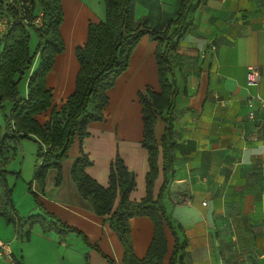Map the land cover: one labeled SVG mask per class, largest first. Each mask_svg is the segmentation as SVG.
<instances>
[{"label":"crops","instance_id":"obj_1","mask_svg":"<svg viewBox=\"0 0 264 264\" xmlns=\"http://www.w3.org/2000/svg\"><path fill=\"white\" fill-rule=\"evenodd\" d=\"M179 1L135 0L133 15L151 27L162 29L175 16ZM63 4L66 17L61 27L68 45L46 77L52 107L56 109L75 88L79 70L75 49L85 43L88 24L98 22L81 0H63ZM177 41L183 64L173 71L176 87L173 102L179 114L171 152L173 174L163 200L182 244L183 255L176 264H264V0H201L192 25ZM155 46L156 42L148 35L137 43L128 68L107 91L108 105L103 119L88 125L89 135L81 145L101 138L94 141L101 148L99 167L85 168L101 185L107 184L109 163L116 154L135 172L131 200L140 199L145 192L147 152L141 145L143 124L137 94L146 86L159 91ZM248 65L258 66L260 72L259 83L253 87L245 80ZM21 82L26 94V79ZM256 94L259 99H249ZM48 115L42 113L37 119L43 124ZM162 129L163 121L158 118L156 138ZM20 141L8 160L0 163V173L6 171ZM73 161L72 157L62 160L59 184L55 183V168L47 171L43 190L34 184L43 207L36 205L27 188L21 187L16 194L5 178L12 189L15 214L23 217L38 208L45 209L84 234L88 244L96 245L98 251L86 246L80 236L73 239L80 247V255L83 250L88 253L89 264H109L101 254L120 264L121 242L110 228L108 216L95 214L88 200L79 195L70 176ZM13 167L12 172L19 174L17 165ZM161 183L159 171L155 195ZM24 201L27 206H20ZM42 210L35 214L41 216ZM128 224L133 253L143 257L152 237V224L145 216H134ZM39 226L34 222L25 239L12 223H6L0 216V240L8 245L13 242L9 253L0 256V264H43L42 253L50 246L48 239L54 241L56 235L52 230L42 232ZM166 236L165 264L174 244L168 229ZM59 237L60 245L69 249L72 244L69 236ZM56 257L61 264H72L66 251L61 258L58 254ZM73 264H82V260L76 258Z\"/></svg>","mask_w":264,"mask_h":264},{"label":"trees","instance_id":"obj_2","mask_svg":"<svg viewBox=\"0 0 264 264\" xmlns=\"http://www.w3.org/2000/svg\"><path fill=\"white\" fill-rule=\"evenodd\" d=\"M102 1L104 19L88 24L86 41L75 51L79 64L75 88L56 109L52 107V92L47 86L46 77L53 67L54 57L64 50L59 32L61 0H0V20H5L0 35V107L5 99L12 103L6 125L4 128L0 126V163L8 160L19 140L36 138L39 144L37 156L41 162L34 166L32 181L43 190L50 168L56 169L55 183H60L61 162L67 148L77 138L80 156L71 165V179L79 195L88 200L95 214L108 216L109 226L122 245L120 264H165L167 229L174 238L172 255L167 264H176L183 255L180 252L182 244L163 202L173 174L171 152L175 143V121L179 114L173 102L176 93L173 71L183 64L177 37L192 25L194 12L201 0H180L175 16L169 18L162 29L151 27L140 19L134 22L135 0ZM32 34L35 36V47L30 50ZM144 35L156 42L154 58L159 91L146 86L137 94L143 124L141 145L147 152L148 169L144 177V195L138 200H131L129 194L135 188V174L124 160L116 154L110 161L107 184L103 186L86 172L85 168L91 161L81 145L89 135L88 125L103 119L108 105L107 91L128 68L132 51ZM36 57L38 63L33 69ZM24 78L26 95L21 97L19 83ZM46 112L48 119L41 124L37 117ZM158 118L163 121V129L156 138ZM159 171L162 173V183L155 195L154 183ZM0 187V216L6 223H12L17 231H22L27 224L25 239L29 237L34 222L44 230L48 228L45 220L39 219V214H31L25 221L23 217H18L12 203V189L4 177H0ZM30 192L40 206L37 194ZM134 216H145L152 224V237L143 257L133 253L129 237L128 221ZM51 217L55 218L52 214ZM55 220L53 228L61 226L72 230L88 244L87 238L79 230L68 227L57 218ZM90 247L98 251L96 245ZM101 256L109 264H115L107 255ZM84 258V264H88V257L85 255Z\"/></svg>","mask_w":264,"mask_h":264},{"label":"rangeland","instance_id":"obj_3","mask_svg":"<svg viewBox=\"0 0 264 264\" xmlns=\"http://www.w3.org/2000/svg\"><path fill=\"white\" fill-rule=\"evenodd\" d=\"M81 1L93 12L94 18H96L98 21L104 19V5H103L102 0H81ZM60 4H61V10H62V22L60 24L59 32H60L61 38L64 42V50H65V47H67L68 43H67V38L65 37V35L63 33V29H62L61 25L65 21L66 12L64 9L63 0H61ZM133 20H134V22L137 21V18L134 15H133ZM78 29H80L79 25H78ZM81 46H83V45L77 46L76 49L78 47H81ZM29 47H30V50H33L35 47V36L33 34L31 36V41L29 43ZM76 49H75V51H76ZM58 55H60V53L54 57V62H55ZM75 57H76V55H75ZM76 60H77V58H76ZM37 63H38V58L36 57V59L34 60L33 69L36 68ZM53 65H54V63H53ZM21 87H22V82L19 83V90L21 91L20 96L24 97L26 94H23V88H21ZM11 107H12V103L9 100L5 99L2 101V104L0 107V126L2 128H4V126L7 123V119H8V115L10 114ZM157 132L158 131H156V133ZM98 139L100 140L101 138H94L90 142H85V141L83 142L82 150L84 153L88 154V158L91 161V164L86 166V168L92 167V168L96 169L100 165V158L102 155L100 153L101 148H100L98 143H96V142L94 143V141H97ZM78 145H79V141L77 138H75L73 140V142L67 148L66 156L64 158L72 157L73 159H75L78 156H80ZM38 148H39V144H38V141L36 140V138H32V137L22 138L20 141V146H19L17 153H16V154H19L18 158H16V154L14 156H12L10 158L9 163L6 165V168H5L6 171L3 172V174L0 173V177L6 178L9 186H11V187L13 186L16 194L20 193L21 187L27 188V191H28L30 197H33V195L31 194L30 191H33L37 194V191L34 188L35 182L32 181L33 180L32 178H33L35 164H37V163L39 164L41 162V158L37 156ZM89 151L91 153H89ZM15 164L17 165V171H20V173L17 175H16V172H12V170L14 169L13 166ZM135 178H136V175H135ZM28 187L30 190H28ZM43 188H44V186H43ZM26 204H27V202L24 201L22 203V205H20V206L25 207V206H27ZM36 205L38 207H43L42 204H40V206L38 204H36ZM41 210H42L41 208L40 209L38 208V210H36V212L30 213V214L34 215L35 213H40ZM42 212L43 213L41 216H39V219H41V218L44 219L45 224L49 225V226L46 230H44L42 227L39 226L40 230L42 232H50L52 230L56 235V237L54 238V241H51L50 239H48L49 240L48 243H50V246L44 248V251L42 253V263L43 264H61L62 262L60 259L57 260L56 254H58V257L61 258L62 253H64V251H66L70 255V259H71L72 264L74 262V259H76V258H77V260H78V258H80L82 260V264H84L85 255L88 257V264H89L88 253L87 252L85 253V251L83 250V252H81V255H80V251H79L80 247H78L77 241L73 240L75 235H77V234L74 231L68 230L67 228H63L61 226H57L56 228H53V225H55V223H53V222L56 221L55 220L56 217L52 218L51 213H49L45 209H44V211L42 210ZM23 218H24L23 221H25L27 216H23ZM50 223H52L51 227L53 229L50 227ZM32 225H31V227H32ZM27 227H28V225L26 224V226L24 227V229L22 231H18L19 235L22 234V236L24 237L25 229ZM68 227H70V226H68ZM29 233H30V230H29ZM60 235L61 236L62 235H68L69 236V240L72 241V244L69 246V249L65 250V248L60 245V240H61L59 237ZM20 238L21 237H18L17 240H20ZM13 240L15 241L16 239L13 238ZM41 240L42 239H40V241ZM33 241L38 243V241L35 240V238H33ZM11 243H13V242L11 241L9 243V245ZM44 243H46V242H44ZM84 244L86 246H88L89 248H92V247H90L89 244H86V243H84ZM33 257L35 258V254L33 255ZM33 262H34V260H33Z\"/></svg>","mask_w":264,"mask_h":264},{"label":"built area","instance_id":"obj_4","mask_svg":"<svg viewBox=\"0 0 264 264\" xmlns=\"http://www.w3.org/2000/svg\"><path fill=\"white\" fill-rule=\"evenodd\" d=\"M37 22V20H36ZM4 26H5V20L1 19L0 20V35L2 33V31L4 30ZM245 80H246V84L248 86H256L259 83L260 80V72H259V68L256 65H248L246 67V73H245ZM253 98H257L259 99V96L256 95H252L249 97V99H253ZM252 112L249 113V116H252ZM202 204H205V202H203ZM9 253V245L7 242L0 240V256H2V254H8Z\"/></svg>","mask_w":264,"mask_h":264}]
</instances>
